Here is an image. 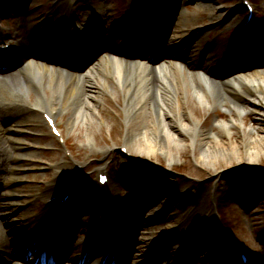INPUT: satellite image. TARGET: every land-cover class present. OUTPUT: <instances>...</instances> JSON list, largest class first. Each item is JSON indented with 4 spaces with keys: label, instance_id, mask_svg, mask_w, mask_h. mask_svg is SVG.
I'll use <instances>...</instances> for the list:
<instances>
[{
    "label": "bare ground",
    "instance_id": "obj_1",
    "mask_svg": "<svg viewBox=\"0 0 264 264\" xmlns=\"http://www.w3.org/2000/svg\"><path fill=\"white\" fill-rule=\"evenodd\" d=\"M13 1L17 5V3L24 0ZM210 6L204 5L208 9H210ZM73 13H76L77 23H75V18L72 16ZM33 15L34 12L29 10L27 19L25 17L18 18L14 32H8L6 36L2 33V38L8 37L16 40L17 43L15 46L12 44L16 52H13L11 56L2 57L0 66L14 65L18 70L16 73H10L6 79L0 81V94L6 96L0 98V264H18L17 260H21L23 264H43L45 255L41 250L38 251L39 256L37 258L30 259L27 262L24 261L23 252H27L31 242L38 239L47 240L51 244V247H53L52 257L60 260L61 258L66 259L67 255L65 256V254L73 241L74 235L85 226L88 217L95 216L99 199L107 202L111 198L112 189L100 187L97 184L98 190L95 195L99 199H96V203L93 201L91 206L87 205L88 203L86 206L84 204L76 206L74 203L75 205L73 204V207H71L72 210L69 211L66 208L67 205L59 207L58 200L48 202V199L56 193L70 191L71 198L76 199L79 194H87L86 189L90 190L89 184L80 185V187L74 186L80 180V176L70 180L66 177L68 172L75 171V166H70L64 159L54 164L53 167L56 172L52 175L50 181L46 183L44 190L35 187L29 189L28 192L15 190L16 184L22 182L19 172L25 170L23 166L31 160H27L26 154L17 153V150L28 149L29 147L13 135L25 133L33 120L47 126L43 119L44 114H60L66 107L73 105L70 126L75 128L81 121L90 122L99 113L97 106L102 104L101 94L111 93L112 86L120 92V110L123 123L126 125V131L122 136V147L126 149L127 147L134 148L138 143H141L148 152L153 153L159 150L162 147L161 140L155 136L154 130L147 128L148 126L154 127L155 132L157 130L158 133L163 134L168 145H174L171 149L178 147L182 140L179 138L181 135L189 138L191 147H194V143L198 142L200 137L206 136L205 139L211 138L213 141L203 140L199 146L202 151L195 156L197 164L205 165L216 162L217 157L220 156L218 150H215L217 133L212 128L229 135L235 127L240 128L241 115L248 113L250 109H255V106L264 107V67L256 65L255 61L241 64L239 68L233 71L215 70L211 66H199L200 61L197 60L201 56L195 53L198 44L196 45V40H192L190 49L185 53L179 52L178 46L171 49L167 47L164 50L169 62L168 68L159 71L153 60L150 57L148 58L149 54H146V59L150 62V66H143L145 61L140 50L144 45L142 44L140 49H136L137 40L141 37L140 43L149 39L152 41L151 35H158L157 38H160L159 31L158 34H154L148 26L149 23L139 20V15L134 10L132 12V17L136 22L133 28L134 39L123 40L119 38L118 30L115 34V40L118 43L115 45L112 42L113 38L108 37V28L112 23L110 10L105 2L89 7L88 0H58L48 14L42 15L38 19L42 20L40 26H46L48 29H52L54 25L58 26L56 37L60 39H82L84 46L74 45L75 49L79 47L86 53L89 51L87 48L91 45L101 51L106 47V51L119 54L121 56L120 60L117 58L112 60L107 54L100 58L92 71L79 70V72L77 70V73L68 75L63 74L61 71L52 72L49 69L33 68L31 65L32 60L29 58L26 60L25 58L29 56L30 51L32 54L35 53V51L32 52L34 50L32 46L36 44L33 41H37L38 36L41 35L45 38L46 34L32 33ZM213 16H216V14L212 13ZM171 20L175 27L170 26L168 30L162 29L161 35H168L174 29L171 42L173 41L175 46L179 43L178 39L186 36V31L184 30L185 25H182L181 29L178 24L176 26V18ZM77 25L79 28H77ZM24 28L27 29L24 30ZM73 29H76L79 33L77 36L72 34ZM197 36L194 39H197ZM46 39L47 41L50 40L48 36ZM144 44L147 45V43ZM63 49L71 50V45L64 46L58 52L50 51L49 54L52 57L49 58L51 61H61ZM40 53L38 51L36 55L38 56ZM122 57L128 59L124 60ZM185 57L187 58L185 59ZM230 57L235 58V53H232ZM176 60H185L189 63L193 71V80L186 81L180 78L174 65ZM8 93L10 94L8 95ZM190 93L193 95V99L199 105H203L204 108L211 110L219 106L227 113L234 112L235 117L230 116L228 120L215 119L211 130L206 133L199 129L198 122L191 121L189 125H185V119L180 112L177 113L179 115L176 125L168 124L166 119L173 117L169 109L171 105L176 104L174 97L178 95L185 97ZM30 94L34 96L32 103L24 102L20 98V95L28 96ZM151 108L156 112L153 120L145 113ZM192 108H196L195 105H192ZM143 113H145V117L142 116L139 121L138 117ZM133 123L135 128L131 130L128 127ZM7 133H10L11 136H7ZM261 141L259 132L252 126L249 128L247 135L243 134L244 156L251 165L257 157V147ZM225 149L228 157L231 154H234L236 159L240 156L238 148L234 144L227 146ZM35 166L33 164L30 168H36ZM106 167L107 165L102 166L103 169ZM150 175V179L156 177L155 174L151 173ZM117 183L118 181L115 179L113 187L118 186ZM91 185L95 187L92 183ZM171 185H173L171 192L176 199L184 197L187 193V191L184 193L183 190L177 192L174 188L175 185ZM51 190H56V192L51 194ZM209 196L210 188L196 189L193 197H189L191 204L187 207L185 214L180 218H172L169 221L168 228L170 227V232L179 236H176V240H181L180 233H183V228L187 225H195L196 230L194 233L197 230L201 232L203 226L210 227L211 215L206 210V200ZM169 198L172 197L169 196ZM213 199H215V195ZM152 205L155 204L152 202ZM170 205L169 202L167 207ZM34 207H40V213H31V209ZM129 215V207L108 203L101 222L97 225L96 231L90 234V240L86 243V246L82 243L74 245L73 255L68 256L69 261L73 264H81V255L89 246H102L104 249L106 248L110 256H116L117 246L119 245L120 249L123 240L130 238L135 232L134 226L131 227L128 222ZM152 216L153 218L146 219L142 224L136 218L134 220L136 227L142 228L146 234L153 233L156 220L162 219L163 216H159L156 212H152ZM100 232L107 233V238L104 239L100 236ZM197 237L203 238L209 243L215 241L214 231L198 233ZM136 247L139 253V264H149L144 255L151 256L152 252L139 245ZM222 250V248H216L213 252L202 255L200 262L202 264H221V259L217 256L220 252H223ZM174 253H176L175 247L169 249L168 244L159 254L170 258ZM114 261L121 264L124 261V255L119 251ZM250 261L247 264H264V258L259 259L258 262ZM226 263L239 264V261L232 255L227 254ZM178 264H182V262Z\"/></svg>",
    "mask_w": 264,
    "mask_h": 264
},
{
    "label": "rangeland",
    "instance_id": "obj_2",
    "mask_svg": "<svg viewBox=\"0 0 264 264\" xmlns=\"http://www.w3.org/2000/svg\"><path fill=\"white\" fill-rule=\"evenodd\" d=\"M11 1L0 0V31H13L17 26L18 17L26 18L29 15V10L34 12V23L37 26L40 22L38 18L43 14H48L55 2V0H24L23 2L20 1L19 5L14 3L11 5ZM90 1L94 6L100 2H105L112 16V24L117 21L114 26H117L119 22L128 24L126 18L128 0ZM250 1L256 9L254 22L250 29L244 32L246 33L244 36H238V27L245 15L240 0H166L170 6L165 15H162V12L166 9V5L158 9L156 21L163 22L162 27L165 29L167 26L164 27V24L174 28L175 24H172L171 20L167 21V19L169 17L176 18V26L178 24L181 29L182 25H185L186 38L182 43L174 46L171 42L174 33H170L169 36L165 35L163 50L167 47L171 49L179 46V51L184 52L188 50L187 47L192 40H196L193 38L198 35L201 39L196 40V43L199 44L197 48L203 52H208L207 59L204 61L206 65L215 66L219 64L220 68L227 71L231 70L234 66L231 63L233 59L229 57L231 52L235 49L234 60L241 61L240 55L252 49L256 64L264 67V0ZM204 5H211L210 9L205 8ZM212 13H215L216 16L212 17ZM73 16L76 17L74 14ZM112 24L108 31L111 30ZM45 30L46 26L38 27V31L41 33H44ZM46 32L53 40L56 31L47 29ZM236 36L242 38L236 42ZM121 37L123 38V36ZM101 53L102 51L89 53L82 64V68L85 67V70L92 71L98 63L93 56L96 54L95 57L98 58ZM159 58L162 59V63L157 67L160 71L167 64L164 62L166 60L164 55L159 56ZM225 58L227 60L222 63L221 61ZM16 70V68L11 67L8 74ZM51 70L54 72L62 71L65 75L77 73L58 66H52ZM182 73L181 79L189 81L184 76V71ZM111 88V93L101 94L102 104L97 106L99 113L90 122L81 121L79 125L72 128L70 122L72 121L73 105L66 107L60 114L51 115L60 132L59 140L50 133L46 126L36 120H33L25 133L13 135L29 147L28 149L17 150V153L26 154L27 160H31L23 166L25 170L19 172L22 182L16 184L14 189L28 192L29 189L35 187L44 190L46 183L56 172L53 167L54 164L64 159L69 165L72 163L84 164L80 171L82 179L77 187L89 184L90 190H85L88 192L87 194H79L74 203L76 206L82 204L86 206L87 203L91 206L93 201L96 203L98 198L95 195L97 190L91 183L96 185L98 169L102 165H107L106 170L109 177L107 187L112 189L113 197L111 200L113 204H121L122 202L132 204L136 217L141 218L140 220L153 218L152 212L163 216L162 219L156 220L153 227L154 232L151 235L146 236L139 233L135 237L141 245L150 249H157L162 245L163 239L153 246L147 245L153 242L154 235L162 238L169 233V221L185 214L187 207L191 204L189 197H193L196 189L210 188V196L206 200V210L211 215L208 230L215 233V248L222 246L223 251L226 249V254L230 253L234 257L236 248L244 249L248 254H253L258 259L264 257V107L255 106V109H250L248 113L241 115L240 128L235 127L227 135L211 126L215 119L228 120L230 116L235 117L234 112L227 113L219 106L211 110L206 109L193 99L191 93L185 97L175 96L176 104L171 105L169 109L173 117L166 119L168 124L176 125L179 115L177 113L180 112L185 119V125L194 121L198 122L199 129L203 133L210 131L211 128L217 133L215 150H218L220 156L217 157L216 162L199 165L195 160V156L202 151L199 146L203 140L213 141L211 138L205 139L206 136L200 137V140L194 143V147H191L189 138L181 135L179 138L182 140L178 147L171 149L174 145H168L163 134L158 133L157 130L155 132L154 127L148 126L147 128L154 130L155 136L161 140L162 147L159 150L153 153L148 152L141 143H138L134 148L127 147L126 151L120 149L123 145L122 136L126 131V125L123 123L120 110V92L115 87L111 86ZM3 97L6 96L0 94V98ZM20 98L29 103L34 100V96L31 94L28 96L20 95ZM192 105H195L196 108H192ZM145 113L152 120L156 114L152 108ZM145 113L138 117L139 121L142 116L145 117ZM251 126L259 132L262 139L257 147V157L252 165L244 156L242 145L243 134L247 135ZM128 128L133 130L135 128L134 123ZM242 132L244 133L242 134ZM9 134L6 135L11 136ZM139 142L141 141L139 140ZM231 144L238 148L240 156L237 159L234 158V154L229 157L227 155L225 148ZM33 164L36 165V168H30ZM151 173L155 174L156 177L150 179ZM115 179L118 181V186L113 187ZM171 184L175 185L174 188L177 192L183 190L185 193L187 191L184 197L176 199L171 192V187H173ZM214 195L215 199H213ZM169 196L172 198L170 199ZM152 202L155 205H152ZM169 202L171 205L167 207ZM38 212L39 210L31 209L33 214ZM101 213L102 211L99 210L96 216H90L86 220L84 229L78 234L80 240L88 238L87 232L90 231V227L93 228L92 222L101 220ZM192 227L195 228V225L186 227L181 234L182 240L173 241V247L176 248L178 254L183 255L186 251L194 253L191 257L197 259L205 254L204 252L214 250V248L211 249V244L202 240L196 242V250L188 249L187 245L192 244L195 240L193 235L195 229H191ZM207 228V226H203L202 230L205 231ZM144 238L147 240L144 241ZM177 259L174 257L172 260L169 259V262H175Z\"/></svg>",
    "mask_w": 264,
    "mask_h": 264
}]
</instances>
